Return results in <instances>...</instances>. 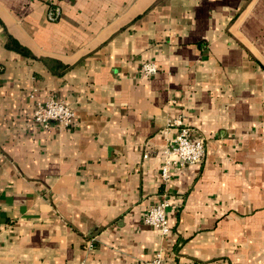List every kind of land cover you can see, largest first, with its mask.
<instances>
[{
    "label": "crops",
    "instance_id": "1",
    "mask_svg": "<svg viewBox=\"0 0 264 264\" xmlns=\"http://www.w3.org/2000/svg\"><path fill=\"white\" fill-rule=\"evenodd\" d=\"M48 1L0 0V264H264V0ZM178 118L206 155L164 181Z\"/></svg>",
    "mask_w": 264,
    "mask_h": 264
},
{
    "label": "built area",
    "instance_id": "2",
    "mask_svg": "<svg viewBox=\"0 0 264 264\" xmlns=\"http://www.w3.org/2000/svg\"><path fill=\"white\" fill-rule=\"evenodd\" d=\"M61 15L59 0L48 1V18L57 20ZM159 65L155 60H145L141 63L140 69L146 76H151L159 71ZM33 119L44 127H50L54 123L65 127L74 126L77 123L75 107L65 99L53 94L37 100L33 111ZM179 124L178 133L171 139L164 151L165 160L161 167L160 177L167 181L172 176V171L180 169L190 163H200L205 159L206 141L203 136L195 139L191 136V127L184 124L181 118L175 119L174 123ZM148 154L146 153L145 156ZM169 198L164 196L159 202L151 205L144 213L145 223L157 227L163 235L171 231L168 218ZM93 244L91 243L92 247ZM82 264H85L83 262ZM145 264H166L162 252H157Z\"/></svg>",
    "mask_w": 264,
    "mask_h": 264
},
{
    "label": "trees",
    "instance_id": "3",
    "mask_svg": "<svg viewBox=\"0 0 264 264\" xmlns=\"http://www.w3.org/2000/svg\"><path fill=\"white\" fill-rule=\"evenodd\" d=\"M18 49L20 50V51H22L23 53H26V54H30V52L27 50V49H25L23 46H18Z\"/></svg>",
    "mask_w": 264,
    "mask_h": 264
}]
</instances>
